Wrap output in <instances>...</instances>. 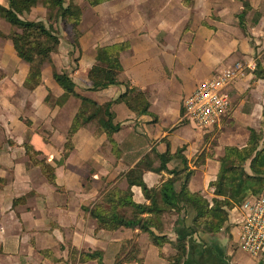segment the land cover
I'll return each instance as SVG.
<instances>
[{
    "label": "crops",
    "instance_id": "1",
    "mask_svg": "<svg viewBox=\"0 0 264 264\" xmlns=\"http://www.w3.org/2000/svg\"><path fill=\"white\" fill-rule=\"evenodd\" d=\"M248 1L260 17L252 23V12H247L241 19L245 29L238 23L237 14L243 9L239 0H193L189 5L182 0L79 4L81 54L70 74L75 90L97 103L114 100L124 87L87 90L86 72L98 46L127 41L129 47L120 53L123 71L118 79L146 90L149 107L147 113L136 114L123 102L114 103L111 110L121 123L112 134L114 143L92 127L81 128L71 136L72 149L64 157L63 145L80 100L70 96L60 106L47 104V91L54 98L63 94L52 68L47 67L26 105L18 95L23 93L27 64L15 59L0 29V177L6 179L0 184V264H98L80 260L81 252L91 251H101L104 264H115L122 246L121 259L135 246L143 264L147 255L151 264L166 262V255H160L148 234L138 228L96 231V221L84 208L91 207L107 185L126 187L123 175L141 160L148 188L172 177V170L181 180L190 173L189 190L211 202L209 183L216 178L224 148L243 147L248 128H264V78L255 73L258 65L264 69V0ZM51 57L57 71L69 70L67 51ZM236 64L243 70L228 86L230 104L220 121L199 129L184 119L183 101L196 85ZM26 141L40 151L39 158L54 166L55 184L38 167L28 166ZM159 154H167L166 161ZM131 190L134 202H149L140 186L133 185ZM23 196L24 200L14 202ZM193 214L187 207L186 226ZM242 217V210L234 205L228 209L226 236L204 235L201 240L189 236V261L264 264V251L248 257L238 247ZM168 233L176 236L175 230ZM71 249L77 250L74 258L69 257ZM169 250L165 245L162 253Z\"/></svg>",
    "mask_w": 264,
    "mask_h": 264
},
{
    "label": "trees",
    "instance_id": "2",
    "mask_svg": "<svg viewBox=\"0 0 264 264\" xmlns=\"http://www.w3.org/2000/svg\"><path fill=\"white\" fill-rule=\"evenodd\" d=\"M4 1L6 4L0 3V20L19 30L6 33L3 37L11 44L15 55L27 64L23 89L32 94L42 82L43 70L51 67L52 77L63 90V94L54 98L47 91L44 101L49 105L54 103L60 106L70 96L80 100V106L67 131L63 157L72 149L71 136L81 128L92 127L95 133L105 134L109 141L114 143L112 134L121 128V123L116 121L111 110L114 103L123 102L136 114L148 112V92L129 85V81L118 79L123 71L120 53L129 47L127 41L98 46L92 65L86 72L87 90L96 91L112 85L123 86V91L114 100L97 103L75 90L76 84L70 74L77 69L81 54L79 25L82 16V6L76 0H71L69 3L66 0ZM105 1L107 0H86V3L88 6H94ZM191 1L193 0H182L185 5H189ZM239 1L243 9L237 14L238 23L245 29V25L241 22L242 17L247 12H252L251 22L255 23L260 13L251 9L248 0ZM39 4L44 10L42 16L45 22L31 18L33 9ZM58 22L64 33L63 38L70 46L67 56L72 61L69 70L61 72L53 67L51 57L58 51L62 41L60 34L55 30ZM255 73L264 78V69L260 65L256 67ZM25 122L30 125L29 120ZM248 130L249 136L243 147L226 146L223 155L218 159L219 169L216 178L209 183L213 188L211 203L201 193L189 190L187 183L190 173L181 180L179 173L172 170L170 171L172 177L156 187L148 188L142 179L141 160L123 175L126 187L122 188L118 184L111 187L107 185L102 189L100 198L91 207L84 208L96 221V231L138 228L142 233L148 234L151 243L161 250L162 257L166 255V262L162 264H192L187 258L189 236L195 235L200 240L204 235L215 238L221 229L227 227L228 209L234 205H241L251 196L264 193V129L248 128ZM23 147L28 157V166L38 167L44 178L49 183L55 184L54 166L44 158H39L40 151L35 150L28 141L23 143ZM159 157L166 161L167 154H159ZM5 180L0 177V184ZM133 185L141 187L148 203L133 201L131 190ZM24 199L25 196L15 199L14 202ZM189 206L194 214L191 224L186 226L185 217ZM143 214L147 215L143 217ZM171 230L176 231V236L169 235L168 232ZM165 245L170 249L168 254L162 253ZM123 252L124 246L117 254L115 264L122 261L143 264V259L135 246L121 259ZM76 256L77 250L71 249L69 257ZM80 260H96L98 264H104L101 251L81 252Z\"/></svg>",
    "mask_w": 264,
    "mask_h": 264
},
{
    "label": "built area",
    "instance_id": "3",
    "mask_svg": "<svg viewBox=\"0 0 264 264\" xmlns=\"http://www.w3.org/2000/svg\"><path fill=\"white\" fill-rule=\"evenodd\" d=\"M242 70L236 64L199 82L183 101L184 119L199 129L219 122L229 108L228 86ZM238 207L243 212L238 247L246 254L258 256L264 251V194L251 196Z\"/></svg>",
    "mask_w": 264,
    "mask_h": 264
},
{
    "label": "rangeland",
    "instance_id": "4",
    "mask_svg": "<svg viewBox=\"0 0 264 264\" xmlns=\"http://www.w3.org/2000/svg\"><path fill=\"white\" fill-rule=\"evenodd\" d=\"M71 0H66V2H70ZM79 1V4H81V5H83V6H85L86 7V5H87V3H86V0H78ZM0 3L1 4H6V2L4 1V0H0ZM88 6V5H87ZM44 12V10H43V8H42V5L41 4H39L38 6H36L35 7V9H33V11H32V14H31V18L32 19H37V20H43L44 22H45V19L43 18V16H42V13ZM48 16V15H47ZM2 21V20H1ZM0 21V29H1V31L2 32H4V33H2V34H6V33H9V32H11V31H14V30H19L17 27H11V26H9V25H6L5 26V24H4V22L2 21L1 22ZM55 27L57 28V29H55L56 30V32L58 33V34H60V36H61V38H62V41L60 42V45H59V49H58V53H62L63 51L64 52H66V51H68V49L70 48V46L66 43V40H65V38H63L64 37V33H63V31H62V29H61V25L59 24V22H58V24H56L55 25ZM63 35V36H62ZM66 36V35H65ZM15 59H17V61H21L20 59L18 60V58H15ZM70 64H72V61H71V59H70ZM53 67L55 68V65L53 64ZM23 91V93L21 94V93H19V97H23L24 98V100H25V103H26V105H28V100L30 99V94H29V92L28 91H26L25 89H23L22 90ZM21 94V95H20ZM27 117L29 116L28 114H25ZM42 124H40V126H41ZM264 129V128H263ZM262 194H264V193H262ZM211 203V202H210ZM188 221V220H187ZM223 236H226V229H221L220 231H219V233H217L216 235H215V237L216 238H220V237H223ZM196 236L195 235H192L191 236V238L193 239V238H195ZM197 238V237H196ZM222 239V238H221ZM240 250V249H239ZM245 255H248V257H256V256H252V255H249V254H245ZM146 264H151V260L149 259V257H148V255H147V257H146Z\"/></svg>",
    "mask_w": 264,
    "mask_h": 264
}]
</instances>
